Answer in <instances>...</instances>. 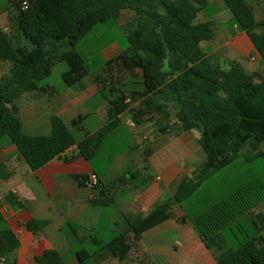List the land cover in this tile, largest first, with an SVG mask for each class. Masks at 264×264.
Wrapping results in <instances>:
<instances>
[{"label":"trees","instance_id":"16d2710c","mask_svg":"<svg viewBox=\"0 0 264 264\" xmlns=\"http://www.w3.org/2000/svg\"><path fill=\"white\" fill-rule=\"evenodd\" d=\"M224 1L234 24L247 33L264 59V19L256 20L246 0ZM11 4L19 31L33 48L15 45L0 26V62L9 64L8 75L0 81V146L2 139L8 138L33 171L56 158L72 162L83 157L92 161L107 137L119 128L125 113L140 126L153 122L157 115H166L172 104L178 134L201 131L198 141L204 160L181 181L175 194L147 215H139L129 223L127 231L111 241L93 238L92 243L124 259L145 232L175 217V207L179 206V222H191L207 246L220 251L218 264H264V236L247 238L237 249L226 250L219 237L222 230L244 215H251L264 231V214L253 212L264 199L262 184L225 178L205 186L213 174L238 159L246 147L253 151L249 160L264 157V78L248 73L238 62L223 68L207 57L201 44L214 39V23H198L197 17L209 0H11ZM124 12L132 15L126 22L130 50L108 61L105 72L115 71L117 78L120 70L131 77L140 71L142 89L123 86L119 80L112 85L109 77H97L108 101L107 123L101 129L89 133L84 127L85 117L80 116L72 122V130L54 115L49 135L24 133L17 100L25 92L46 90L42 82L60 61L68 65L62 74L67 86L81 81L90 70L77 50L78 44L96 26L117 20ZM169 129L161 127L160 132L167 133ZM74 130L83 131L84 138L78 141ZM72 147L76 150L66 156ZM8 176L6 168L0 166V181ZM86 180L87 177L79 178L80 183ZM128 184L123 175L110 184L109 191ZM12 194L5 196L6 200ZM111 203L110 197L97 205ZM48 224V220L35 219L25 227L38 233ZM73 229L68 223L63 231L69 232L72 242L79 241ZM19 246V237L0 212V258H5L4 264H16L13 253ZM76 258L78 264H96L84 247L76 251ZM31 264L68 262L57 250H48L34 257Z\"/></svg>","mask_w":264,"mask_h":264},{"label":"crops","instance_id":"0c3cea01","mask_svg":"<svg viewBox=\"0 0 264 264\" xmlns=\"http://www.w3.org/2000/svg\"><path fill=\"white\" fill-rule=\"evenodd\" d=\"M246 1L252 7L256 20L264 19V0ZM207 11H211L209 15ZM131 18L130 14L128 20ZM13 22H16L15 12L8 16L0 13V26L9 34L13 43L31 50L33 46L21 32H16ZM197 22L214 23V39L201 44L213 63L228 68L231 63L238 62L248 73H258L264 78L263 56L247 33L240 31L235 24L230 28L229 23L234 22L233 14L224 0H209L208 6L198 14ZM204 45L208 47L207 51ZM129 50L130 46L124 50L117 43H112L103 50V55L107 63ZM8 71L9 64L0 62V81L8 75ZM135 74L141 77L140 71ZM63 83L61 87L45 85L46 90L25 92L17 100L24 133L33 136L49 135L50 120L54 115L61 117L72 130V122L84 116V127L89 133H95L107 123L108 101L102 94L103 88L97 77L89 73L74 86ZM134 105L136 103L131 107ZM159 117L157 115L153 122L147 123L153 125L154 134L148 145H141V140L133 136L127 150L114 153L110 163L101 172H98L93 161L83 157L72 162L56 158L33 171L15 145L9 140L1 141L0 166L6 168L9 176L0 181V197L4 198L8 207L7 213L3 214L7 224L20 239V246L13 253L16 264H31L34 257L48 250H57L65 258L74 254L78 264L76 251L82 247L92 253L96 264H218L217 255L220 251L209 248L191 222H179L178 217L182 215L179 206L175 207V217L145 232L124 259L116 258L110 251L96 245L95 251L85 245L89 239L92 242L93 238L109 242L119 233L127 231L131 221L139 215H147L157 204L172 197L181 181L191 176L203 162L205 155L198 141L200 137H182V134L193 131L179 134L175 131L173 134L169 130L160 134L161 127L157 123ZM139 127L142 125H136V128ZM118 129L111 135H116ZM80 133L82 137L78 141L85 136L83 131ZM142 139L149 140V137L143 135ZM102 147L98 155H101ZM129 147L133 149L128 151ZM71 152L68 150L65 155L69 156ZM142 161H148L158 170L156 182H147L141 187L129 183L109 191L110 184L123 176L130 162L137 166ZM93 174L97 175L101 186L91 187L85 182L80 183V177L88 178ZM134 176L137 179L141 177L140 173ZM9 194L13 197H7L6 200L5 196ZM110 197L111 205H97V202ZM253 212L255 215L264 214L260 206ZM246 216L254 222L251 215L239 219ZM35 219L48 220L49 224L38 233L27 230L25 225ZM68 223L74 226L72 232L79 241L72 242L68 237L69 232L63 231ZM101 227L106 229L107 240L99 237L98 229ZM254 227L260 232L259 236H264L260 226L254 223ZM219 237L223 250L229 249L230 244L223 230ZM241 243L238 242V247Z\"/></svg>","mask_w":264,"mask_h":264},{"label":"rangeland","instance_id":"374dc122","mask_svg":"<svg viewBox=\"0 0 264 264\" xmlns=\"http://www.w3.org/2000/svg\"><path fill=\"white\" fill-rule=\"evenodd\" d=\"M15 9L11 4V0H0V13H4L5 16H8L9 13L14 12ZM207 15L211 11H207ZM130 14L124 12L119 19L110 20L106 23L99 24L95 27V29L85 37L77 46V50L79 53L86 59L87 65L89 67L90 73L94 77H98L104 75L105 77H109V80L112 85H116L115 83L119 80L123 86H127L129 88L134 89H142V85L140 80L138 79L137 74H134L132 77L127 72L120 70L118 71V75L116 78V72L106 73V61L103 55V50L111 45L112 43H117L122 47V49L126 50L129 48L128 42V31L127 20ZM203 16H200V18ZM122 22L121 25L119 22ZM213 23V22H212ZM234 22H230V28L233 27ZM13 27L16 28V32H19L18 23L13 22ZM28 42V41H27ZM205 46V45H204ZM205 51L208 50V47H203ZM210 49V48H209ZM225 68V66H223ZM68 70V65L64 61L58 62L52 71V74L49 78L42 82V85H52L53 87H61L64 85L62 74ZM115 72V73H114ZM109 75V76H108ZM132 81H139V83H133ZM125 82V83H124ZM127 84V85H125ZM135 84V85H134ZM135 106V105H134ZM131 116L129 113H126L119 127V131L115 133L116 135H110L103 143L102 153L101 155L96 154L93 158V163L97 167L98 172H101L103 167L107 166L114 153L124 152L127 150L129 143L132 141L133 136L141 140V145H148L149 141L154 137L153 134V125L152 124H144L139 128H132ZM158 125L160 127L168 126L170 131L175 134L174 127L177 124L176 118V109L171 104L167 110V114H161L158 121ZM140 130V132H139ZM168 130V131H169ZM76 139L82 137V133L79 130H74ZM194 133V134H193ZM193 133H185L182 134L183 138H187L189 136L194 135L195 139L197 136H201V131L195 129ZM163 134V133H160ZM143 135H146V138L149 137V140H143ZM8 140V138L2 139V141ZM264 148V146H263ZM133 148L129 147L128 151ZM99 152V151H98ZM134 155V154H133ZM133 155H131V161L133 160ZM253 155V151L250 147H246L238 159H236L233 163H231L226 168L216 172L213 176L205 183V186H210L217 182H221L225 178H233L237 179V181L248 182V181H259L263 186V198H264V157H259L253 160H249L248 157ZM135 173H140L141 177L136 178ZM123 175H126L129 183L137 185V187H141L147 182H156V177L159 175L158 170L154 169L153 166L148 161H142L139 165L134 166L132 162L129 163L127 168H125ZM260 209L264 211V199L259 204ZM240 220V219H238ZM69 231V229H68ZM100 239L107 240L106 229L99 228ZM260 232L256 231L254 227V222L248 216L242 218L240 221L234 222L231 226L225 228L223 230V235L229 241L230 248L229 249H237L238 242H244L247 238H255L259 236ZM262 234V232H261ZM91 238V237H90ZM86 247L91 251H95L96 246L89 239L86 242ZM74 254L68 255L66 260L68 264H76V259L73 257Z\"/></svg>","mask_w":264,"mask_h":264},{"label":"built area","instance_id":"2783aa9c","mask_svg":"<svg viewBox=\"0 0 264 264\" xmlns=\"http://www.w3.org/2000/svg\"><path fill=\"white\" fill-rule=\"evenodd\" d=\"M28 4L27 2H24L23 3V7L24 8H27ZM131 127L132 128H136V125L134 123L131 124ZM72 152H74L76 150V147H72L70 149ZM71 152V153H72ZM85 183L88 185V186H91V187H96L99 183V178L97 177L96 174H93L91 175L90 177L87 178V180L85 181ZM8 211V207L5 203V200L3 197H0V212H2V214H6ZM5 262V258H0V264H4Z\"/></svg>","mask_w":264,"mask_h":264}]
</instances>
